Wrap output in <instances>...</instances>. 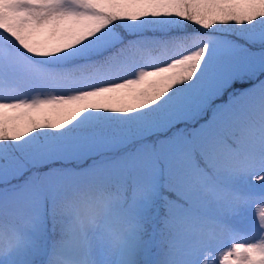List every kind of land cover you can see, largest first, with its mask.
Here are the masks:
<instances>
[{"label":"snow or ice","instance_id":"snow-or-ice-1","mask_svg":"<svg viewBox=\"0 0 264 264\" xmlns=\"http://www.w3.org/2000/svg\"><path fill=\"white\" fill-rule=\"evenodd\" d=\"M93 234L103 264H264V0H0V264Z\"/></svg>","mask_w":264,"mask_h":264},{"label":"trees","instance_id":"trees-1","mask_svg":"<svg viewBox=\"0 0 264 264\" xmlns=\"http://www.w3.org/2000/svg\"><path fill=\"white\" fill-rule=\"evenodd\" d=\"M172 20H173V24L176 26H179L183 23L181 21L175 20V18H172ZM125 25H127V27H125ZM159 27H160L159 24L153 23L151 21L146 22L144 20H141L137 22L135 25H132L129 22L125 21V22H122L118 26L117 30L120 31L121 35L125 37V39H137L144 35L150 34V31L153 29L158 30ZM110 34H111V30H109L108 32L104 34V38H108ZM251 83H252L251 81H245V82L236 81L235 84L231 88H229L223 93V95L214 99V101L212 102V106L215 107L216 105L223 104L226 100H228L229 91L239 92L241 87L246 86V84H251ZM210 116H211V112L209 111V113L207 114V117L210 118ZM201 122H204V121L202 120ZM88 163H90V161H86L83 165H79V167L87 166ZM70 166L78 167V165L75 162H73ZM173 198L175 197L173 196ZM44 227H45V236L47 237V239L39 242L40 246H42V248L45 249V250H42L40 248V250H42V253H46L50 244L53 241L57 240L60 235L59 226L54 225L53 219L50 216L45 220ZM148 227H149V230H151L150 226Z\"/></svg>","mask_w":264,"mask_h":264},{"label":"clouds","instance_id":"clouds-1","mask_svg":"<svg viewBox=\"0 0 264 264\" xmlns=\"http://www.w3.org/2000/svg\"><path fill=\"white\" fill-rule=\"evenodd\" d=\"M69 238V235H62L60 233L59 238L56 241ZM63 254L69 264H103V247L100 245L99 241L95 239L94 234L93 243L87 250L73 246L65 248Z\"/></svg>","mask_w":264,"mask_h":264},{"label":"rangeland","instance_id":"rangeland-1","mask_svg":"<svg viewBox=\"0 0 264 264\" xmlns=\"http://www.w3.org/2000/svg\"><path fill=\"white\" fill-rule=\"evenodd\" d=\"M253 83L258 85V81L252 82L251 84H246V86H243L240 88L239 92H243L245 88L251 89L253 86ZM229 102V99L226 100L223 104H227ZM86 167V166H84ZM231 223L235 224L238 229H240V234L235 237L236 239L243 240V239H250L251 235H255V233H251L250 235H245L244 233L246 232L245 225L248 223V214L242 215L240 217H234L231 221ZM227 239H232V238H227ZM42 250H45L40 246ZM41 250V252H42Z\"/></svg>","mask_w":264,"mask_h":264}]
</instances>
